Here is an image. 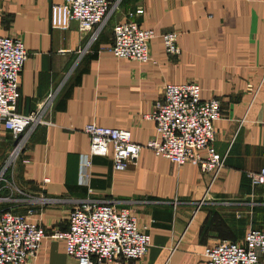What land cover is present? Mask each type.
Listing matches in <instances>:
<instances>
[{"label":"crops","instance_id":"crops-1","mask_svg":"<svg viewBox=\"0 0 264 264\" xmlns=\"http://www.w3.org/2000/svg\"><path fill=\"white\" fill-rule=\"evenodd\" d=\"M116 3L92 39L74 21L53 29L49 0H0V37L20 39L28 54L15 111L43 110L50 123L26 138L11 173L18 191L9 195L0 187L1 196L11 197L0 214L29 215L46 234L37 258L25 264H76L64 243L49 236L66 231L70 213L87 204L127 209L147 227L150 247L136 264H205L207 247L240 243L248 230L264 228V185L253 188L248 178L264 168V0ZM126 13L155 34L147 64L109 52L113 27ZM166 33L177 35L178 57L165 54ZM186 83L199 85L203 100L219 102L213 146L224 166L218 175L177 166L145 148L123 172L113 171L109 157H88L86 124L128 130L144 146L154 137L144 116L163 87ZM15 144L0 126V168Z\"/></svg>","mask_w":264,"mask_h":264},{"label":"built area","instance_id":"built-area-1","mask_svg":"<svg viewBox=\"0 0 264 264\" xmlns=\"http://www.w3.org/2000/svg\"><path fill=\"white\" fill-rule=\"evenodd\" d=\"M49 1L53 29L65 30L74 21L80 32H92V39L111 12L118 8L116 0ZM132 17V13H126L113 27V44L109 52L118 60L147 64L151 60L149 46L155 34L132 21ZM161 41L168 57L180 55L175 33L162 35ZM27 57L20 39L0 37V126L16 142L5 165L0 168V187L9 195L18 191L13 186L11 173L28 134L36 126L50 124L45 121L43 110L28 115L15 111L20 97L19 76ZM220 116L219 102L216 99L203 100L199 85L166 84L161 100L155 103L152 113L144 116L153 123L152 139L142 146L131 140L128 130L86 124L83 133L89 139L88 157H109L113 171L123 172L135 166L145 148L177 166L189 165L215 177L224 166V158L213 146L214 123ZM89 165L84 161L83 167ZM85 174L82 170L80 177H87ZM248 178L253 188L264 185V168L250 173ZM10 201V196L0 195V204ZM49 237L62 241L65 254L76 264H136L146 256L150 247L147 227L140 226L129 210L116 209L108 204L75 208L69 215L67 230L56 231ZM44 238V230L31 221L29 215L2 212L0 264L34 261ZM203 256L205 264H264V228L248 230L240 243L221 242L207 247Z\"/></svg>","mask_w":264,"mask_h":264},{"label":"rangeland","instance_id":"rangeland-1","mask_svg":"<svg viewBox=\"0 0 264 264\" xmlns=\"http://www.w3.org/2000/svg\"><path fill=\"white\" fill-rule=\"evenodd\" d=\"M108 19H109V18H108ZM107 21H108V20H107ZM107 21H106V22H107ZM18 157H19V156H18ZM18 159H19V158H18ZM16 162H17V161H16Z\"/></svg>","mask_w":264,"mask_h":264}]
</instances>
